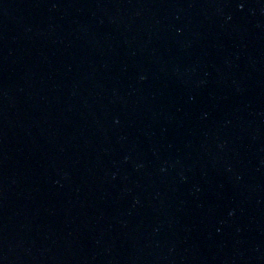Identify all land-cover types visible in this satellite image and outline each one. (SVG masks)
I'll use <instances>...</instances> for the list:
<instances>
[{
	"label": "water",
	"instance_id": "water-1",
	"mask_svg": "<svg viewBox=\"0 0 264 264\" xmlns=\"http://www.w3.org/2000/svg\"><path fill=\"white\" fill-rule=\"evenodd\" d=\"M0 264H264V0H0Z\"/></svg>",
	"mask_w": 264,
	"mask_h": 264
}]
</instances>
